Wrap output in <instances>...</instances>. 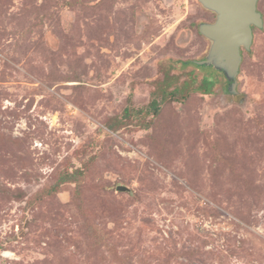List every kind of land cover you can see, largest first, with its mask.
<instances>
[{
    "label": "rangeland",
    "instance_id": "1",
    "mask_svg": "<svg viewBox=\"0 0 264 264\" xmlns=\"http://www.w3.org/2000/svg\"><path fill=\"white\" fill-rule=\"evenodd\" d=\"M256 6L230 92L199 0H0V264H264Z\"/></svg>",
    "mask_w": 264,
    "mask_h": 264
},
{
    "label": "water",
    "instance_id": "2",
    "mask_svg": "<svg viewBox=\"0 0 264 264\" xmlns=\"http://www.w3.org/2000/svg\"><path fill=\"white\" fill-rule=\"evenodd\" d=\"M258 0H199L201 5L214 12L212 22L199 24L200 33L210 40L204 59L194 61L211 65L220 71L227 89L235 92L237 74L242 60L241 49L248 50L253 39L252 27H261L262 16L257 10ZM125 190V186L118 187Z\"/></svg>",
    "mask_w": 264,
    "mask_h": 264
},
{
    "label": "trees",
    "instance_id": "3",
    "mask_svg": "<svg viewBox=\"0 0 264 264\" xmlns=\"http://www.w3.org/2000/svg\"><path fill=\"white\" fill-rule=\"evenodd\" d=\"M212 84H213V81L212 80H208L206 78H203L202 79V82H201V89L205 92V93H208L210 90H211V87H212Z\"/></svg>",
    "mask_w": 264,
    "mask_h": 264
}]
</instances>
